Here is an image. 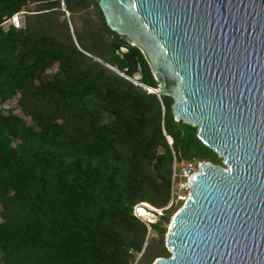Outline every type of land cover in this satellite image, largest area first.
I'll return each mask as SVG.
<instances>
[{"label": "trees", "instance_id": "trees-1", "mask_svg": "<svg viewBox=\"0 0 264 264\" xmlns=\"http://www.w3.org/2000/svg\"><path fill=\"white\" fill-rule=\"evenodd\" d=\"M158 92L97 0H0V264L172 256L175 165L224 164Z\"/></svg>", "mask_w": 264, "mask_h": 264}, {"label": "water", "instance_id": "water-1", "mask_svg": "<svg viewBox=\"0 0 264 264\" xmlns=\"http://www.w3.org/2000/svg\"><path fill=\"white\" fill-rule=\"evenodd\" d=\"M97 1L175 120L225 159L201 162L169 226L172 256L154 264H264V0Z\"/></svg>", "mask_w": 264, "mask_h": 264}, {"label": "built area", "instance_id": "built-area-1", "mask_svg": "<svg viewBox=\"0 0 264 264\" xmlns=\"http://www.w3.org/2000/svg\"><path fill=\"white\" fill-rule=\"evenodd\" d=\"M12 23L18 28L21 26L19 15H16L12 19ZM200 165L201 162L198 161L187 163L179 168L177 164L175 165L173 172L172 199L168 208H170L174 204H178L179 202H186L189 199L190 197L189 181L191 177L199 171ZM138 206L135 207V213L138 217H140L137 214V210H136ZM157 212L159 213V215L163 214V210H157Z\"/></svg>", "mask_w": 264, "mask_h": 264}, {"label": "rangeland", "instance_id": "rangeland-1", "mask_svg": "<svg viewBox=\"0 0 264 264\" xmlns=\"http://www.w3.org/2000/svg\"><path fill=\"white\" fill-rule=\"evenodd\" d=\"M69 15V14H68ZM19 20H20V18H19ZM11 22H12V20H11ZM9 23L10 22H8L7 24H6V26H8L9 25ZM55 70H56V68L54 67V68H52V69H50L49 71H48V73L49 74H52V73H54L55 72ZM17 102H18V98H15L14 100H12V101H10V102H8L7 103V106L8 107H15L16 105H17ZM220 157V156H219ZM221 158V157H220ZM223 159V164H224V167H226V165H225V159L224 158H222ZM179 204V207L181 208L182 206H184V204H185V202H179L178 203ZM158 210V209H157ZM157 210H149V216H150V218L153 220V221H156V216L157 215H159V213L157 212ZM156 213H157V215H156ZM149 221V220H148ZM152 221V222H153ZM156 237H157V240L159 241V240H161V237L157 234V235H155ZM165 246H166V248L168 249V247H167V244H166V236H165ZM169 250V249H168ZM154 264V263H153Z\"/></svg>", "mask_w": 264, "mask_h": 264}, {"label": "bare ground", "instance_id": "bare-ground-1", "mask_svg": "<svg viewBox=\"0 0 264 264\" xmlns=\"http://www.w3.org/2000/svg\"><path fill=\"white\" fill-rule=\"evenodd\" d=\"M159 93V92H158Z\"/></svg>", "mask_w": 264, "mask_h": 264}]
</instances>
